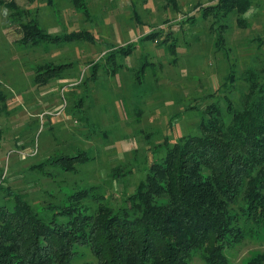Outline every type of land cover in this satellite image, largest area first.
<instances>
[{
    "label": "rangeland",
    "instance_id": "obj_1",
    "mask_svg": "<svg viewBox=\"0 0 264 264\" xmlns=\"http://www.w3.org/2000/svg\"><path fill=\"white\" fill-rule=\"evenodd\" d=\"M82 1L86 14L72 0H0V186L25 194L38 212L91 186L122 206L165 156V139L171 147L197 134L206 107L225 109V96L239 102L252 78L264 87V0H253L241 24L236 11L205 18L217 0ZM28 22L53 37L88 31L94 40L21 45ZM118 50L126 53L108 58ZM70 61L80 69L69 78L74 86L38 89L37 68ZM47 94L56 101L51 109ZM81 154L87 160H62ZM225 253L230 264L264 254V230ZM87 263L99 264L81 248L74 264ZM191 264H205L201 253Z\"/></svg>",
    "mask_w": 264,
    "mask_h": 264
},
{
    "label": "trees",
    "instance_id": "obj_2",
    "mask_svg": "<svg viewBox=\"0 0 264 264\" xmlns=\"http://www.w3.org/2000/svg\"><path fill=\"white\" fill-rule=\"evenodd\" d=\"M72 2L86 14L84 1ZM252 3L217 0L203 16L236 11L241 24ZM37 27L21 23V45L94 40L88 31L53 37ZM117 53L126 51L108 58ZM64 66L44 64L34 81L46 85ZM232 77L228 82H234ZM259 82L260 77L252 78L239 102L225 96V109L216 102L207 106L197 134L171 147L165 139V156L150 165L146 179L118 208L91 186L70 191L62 203L38 212L25 194L0 186V264H74L81 248H88L99 264H191L197 253L205 264H230L226 249L264 230V87ZM1 135L0 129V144ZM79 157L87 160L86 154L62 160ZM240 200L235 213L232 206ZM246 264H264V254Z\"/></svg>",
    "mask_w": 264,
    "mask_h": 264
},
{
    "label": "crops",
    "instance_id": "obj_3",
    "mask_svg": "<svg viewBox=\"0 0 264 264\" xmlns=\"http://www.w3.org/2000/svg\"><path fill=\"white\" fill-rule=\"evenodd\" d=\"M78 42H80V41H76V42H72V43H78ZM91 43H93V42H91ZM52 57H54V56H51V59H53V60L56 59V57H54V58H52ZM64 65H66V66L70 65L71 68L66 69V70H61V72L59 71V73H58L59 77H58V79H56V80H58L57 82L50 79L46 85L40 86V85L36 84L38 89L51 91L54 82H55V84H57L58 82H68V83H65V84H68V87L74 86L75 85L74 79L71 80L69 78L72 77V75H76V76L80 75V69L76 68V65L74 63H72L71 61H70V63H66V64H63L61 66H64ZM64 88L65 87H62V90H64ZM47 96L50 98V102H49L50 106L49 107L51 109L52 107L55 106L56 101L53 100L54 98L51 97V95L47 94ZM47 116L49 117L50 115H47ZM44 117H46V116H44Z\"/></svg>",
    "mask_w": 264,
    "mask_h": 264
}]
</instances>
